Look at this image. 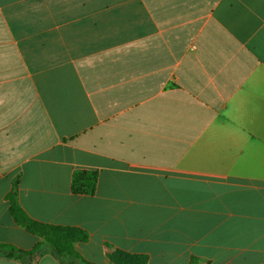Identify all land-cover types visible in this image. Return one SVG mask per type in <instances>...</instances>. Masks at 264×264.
<instances>
[{"label": "crops", "instance_id": "obj_1", "mask_svg": "<svg viewBox=\"0 0 264 264\" xmlns=\"http://www.w3.org/2000/svg\"><path fill=\"white\" fill-rule=\"evenodd\" d=\"M15 181L94 264H264V0H0V243L31 250Z\"/></svg>", "mask_w": 264, "mask_h": 264}, {"label": "trees", "instance_id": "obj_2", "mask_svg": "<svg viewBox=\"0 0 264 264\" xmlns=\"http://www.w3.org/2000/svg\"><path fill=\"white\" fill-rule=\"evenodd\" d=\"M98 173L93 170L76 171L72 177L71 190L75 195H94L97 191ZM10 211L15 222L38 237L31 250L0 243V257L17 260L22 264H37L44 255L54 256L62 264H94L86 260L77 244L89 241V234L82 229L45 224L30 218L18 201V181L8 195ZM112 264H147L146 256L132 255L120 250L108 256Z\"/></svg>", "mask_w": 264, "mask_h": 264}]
</instances>
